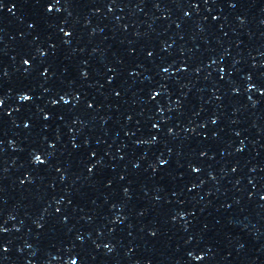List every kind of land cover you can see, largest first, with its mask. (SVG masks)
<instances>
[{
    "label": "snow or ice",
    "instance_id": "snow-or-ice-1",
    "mask_svg": "<svg viewBox=\"0 0 264 264\" xmlns=\"http://www.w3.org/2000/svg\"><path fill=\"white\" fill-rule=\"evenodd\" d=\"M24 99H27V97H24Z\"/></svg>",
    "mask_w": 264,
    "mask_h": 264
}]
</instances>
